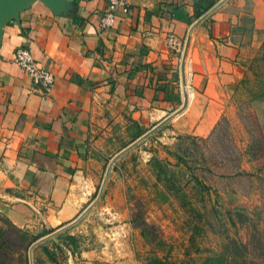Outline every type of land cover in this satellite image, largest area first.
Returning a JSON list of instances; mask_svg holds the SVG:
<instances>
[{
  "label": "crops",
  "instance_id": "1",
  "mask_svg": "<svg viewBox=\"0 0 264 264\" xmlns=\"http://www.w3.org/2000/svg\"><path fill=\"white\" fill-rule=\"evenodd\" d=\"M65 1L73 5V16H53L36 2L19 14L18 23L2 29L0 214L18 229L41 226L42 221L51 229L75 223L90 195L86 167L116 147L118 127L129 140L131 121L146 130L143 117L154 116L151 124L174 128L161 132L159 139L170 148L177 133L205 138L221 116L231 118L234 89L244 76L241 63L256 53L264 38L261 0H249V14L244 0H224L191 28L185 66L188 62L192 94L188 88L186 111L176 121L187 125L189 118L191 124L180 129L164 121L169 108L164 110L160 94L152 100L154 77L148 82L150 74L142 65L150 64L168 80L176 70L179 81L181 50L170 51L166 36L184 42L195 21L186 26L172 19V11L190 16L193 0H126L128 13H116L114 25L105 31L98 28L104 0ZM227 5L238 13L220 14ZM241 14L252 19V27H241ZM235 32L248 35V40L235 42ZM17 48L26 49L39 67L53 74L48 93L33 86L13 63ZM149 134L129 140L114 157ZM100 254L80 252L78 262L69 264H132L118 255L116 262L105 263Z\"/></svg>",
  "mask_w": 264,
  "mask_h": 264
},
{
  "label": "rangeland",
  "instance_id": "2",
  "mask_svg": "<svg viewBox=\"0 0 264 264\" xmlns=\"http://www.w3.org/2000/svg\"><path fill=\"white\" fill-rule=\"evenodd\" d=\"M250 9L251 6L248 12ZM226 12L238 13L228 5L222 8L220 14ZM240 17L241 27H252L251 18L242 14ZM232 37L239 43L248 40V35L238 32ZM181 44L182 51L183 42ZM259 52L260 47L251 58H245L241 63L244 76L234 89L232 117H220L227 120L229 132L222 143V155L228 157L227 149L232 144L235 146L239 157L237 173H233V162L228 158L211 170L203 168L199 160L195 163L188 161L193 167L191 173L197 179L195 181L190 173L175 166L174 160L166 154L167 149L173 150L176 141L171 149L161 144L163 140L159 141L161 132L174 130L171 124L159 128L150 123L154 116L145 115L143 121L147 131L144 134L150 131L147 137L114 157L116 151L119 153L131 144L118 127V143L115 148H110L111 152L106 151L108 157L103 156L88 163L89 179H86V184L90 195L75 223L67 228L63 225L52 229L51 233L34 241L24 251L19 249L18 243L10 250L0 251V264H69L72 260L78 262L76 258L80 252L93 250L100 254L101 248L105 253L100 254L99 258L106 260L105 263L116 262L114 257L118 255V259L129 263L145 264L146 259L153 255L164 257L167 254L169 263L180 264L187 261L183 260L185 250L190 255L199 256L219 253L230 241L238 247L242 245L240 250L247 258L246 264H264V156L251 160L247 154L252 136L261 147L259 154H264V99H251L252 94L264 90L259 82L264 79L263 68L254 63ZM185 68L189 75L188 84ZM184 76L185 83L181 85V90L188 97L189 90L192 94L188 62L184 67ZM178 86L180 88L179 81ZM191 99L192 96L189 101ZM176 110L167 113L169 118L166 123L171 121L175 126L180 125V129L189 128V118H186L187 125L176 122L186 110L172 115ZM178 135L190 134L177 133L175 138ZM205 147L214 150L210 143H206ZM150 157L169 163L168 168L175 173L176 181L187 193V198L173 199L169 196L166 201L159 198L157 191L160 186L156 184L147 164ZM102 183L99 198L96 199ZM140 221L154 227L163 246L154 247L140 237L136 226ZM9 224L12 223L0 214V230H8ZM21 230L33 237L40 235L44 228L36 224L34 228ZM57 235L76 238L77 257L69 255L61 246L60 250L56 248ZM2 237L0 234V240ZM190 238L193 239L191 244L188 242ZM46 252L51 253L53 261L46 256Z\"/></svg>",
  "mask_w": 264,
  "mask_h": 264
},
{
  "label": "trees",
  "instance_id": "3",
  "mask_svg": "<svg viewBox=\"0 0 264 264\" xmlns=\"http://www.w3.org/2000/svg\"><path fill=\"white\" fill-rule=\"evenodd\" d=\"M219 0H193L191 3V15L186 16L183 15V12L180 9H174L172 11V19L183 20L186 26H190L194 21L199 19L202 15L209 11ZM264 5V0H261ZM251 3L249 0H244V10L248 12ZM75 20V18H74ZM249 22L251 19H248ZM232 31L237 29L236 25L232 26ZM252 31L251 28L248 29V33ZM254 63L259 67L263 68L264 71V38L260 46V52L258 56L254 59ZM142 67L146 68V73L150 74L148 77V82L151 81L152 76L154 77V96L152 100H155L158 94L161 95V102L164 104V110L169 108V112L176 110L180 104V90L178 87V78L177 71L172 73L170 79L160 78L158 75V71L154 69L150 64L142 65ZM162 68V67H161ZM165 80V81H164ZM169 81V85H168ZM171 82V83H170ZM260 85L264 87V79L259 81ZM252 100L264 99V90L259 91L258 93H254L251 96ZM228 123L225 118H220L216 121L209 134L205 138H196L190 135H178L175 138V145L172 151L166 150V154L170 156L174 162L175 166H180L188 173L190 176L197 180L194 175L191 173L193 170L192 165L189 164L195 163L199 160L203 164V168H207V170H211V168H215L216 165H219L220 162H223L226 158L227 160L233 162L232 170L237 173L238 172V163L239 157L236 152L235 146L232 144L229 151L228 157L226 155L223 157L222 155V143L225 142L228 137ZM146 130H144L138 123L135 121H131L130 126L126 128V133L129 136V142L135 141L137 138L142 136ZM256 142V143H255ZM206 143H210L214 150H209L206 148ZM202 145V146H201ZM211 147V146H210ZM261 147L258 146L257 141H254L253 136L252 140H250V145L247 148V154L250 156L251 160H255L259 158V156H264L263 153L259 154ZM189 161V162H188ZM150 172L154 176L156 184L160 186V190L157 191L159 198L162 201H166L167 197H172L173 199H185L187 198V193L182 189V186L178 184L176 181L175 173L168 168L169 163L164 162L155 157H150L147 161ZM220 166V165H219ZM262 167L264 170V161L262 163ZM8 230L1 231L0 234L2 239L0 240V251L2 250H10L12 246H15V243L19 244V249L21 251L26 250L34 241L39 238L51 233L53 230L49 227L47 222L41 223L44 230L40 235L37 236H29L27 231L21 230L13 226L12 224L8 225ZM139 229L140 237L147 243L154 247L163 246L162 240L156 234V231L152 225L146 224L144 221H140L137 225ZM60 235V234H59ZM57 235V242L55 244L56 248L60 250V247H63L69 255L73 256L76 253V238L70 235ZM192 238L188 239V242L192 243ZM235 243L230 241L228 246H224L223 250L219 253H211L203 256L199 255H190L187 250L183 252V261L184 263L180 264H246L247 258L243 255ZM46 256L53 261V257H51V253L46 252ZM169 254V253H168ZM145 264H172L169 263L167 254L164 257H157L155 255L146 259Z\"/></svg>",
  "mask_w": 264,
  "mask_h": 264
},
{
  "label": "water",
  "instance_id": "4",
  "mask_svg": "<svg viewBox=\"0 0 264 264\" xmlns=\"http://www.w3.org/2000/svg\"><path fill=\"white\" fill-rule=\"evenodd\" d=\"M224 0H220L217 4H215L208 12L202 15L197 21H195L189 28L188 33L185 36L180 63H179V83L181 85L184 84V65L186 54L188 50L189 40H190V30L191 28L201 21L204 17H206L211 11H213L218 5H220ZM39 2L43 7H45L53 16H73L74 15V7L70 3L65 0H0V45L2 39V29L3 27L8 24L9 22L18 23L19 21V14L28 9L32 4ZM188 104V97L184 91L181 92V104L179 108L172 114L178 115L183 112ZM169 117H167L164 121H166ZM109 168V166H108ZM108 168L105 172L104 180L107 175ZM103 183L99 189V193L97 194V198H99V194L101 192V188ZM31 248L28 250V254L30 255Z\"/></svg>",
  "mask_w": 264,
  "mask_h": 264
},
{
  "label": "built area",
  "instance_id": "5",
  "mask_svg": "<svg viewBox=\"0 0 264 264\" xmlns=\"http://www.w3.org/2000/svg\"><path fill=\"white\" fill-rule=\"evenodd\" d=\"M104 2L106 4L105 10L98 21L100 31H105L114 25L116 13L122 15L128 13L126 0H104ZM166 40L170 51L179 52L181 50V43L174 36L167 35ZM12 61L27 76L33 86L38 87L44 94L50 91L54 82L53 74L39 67L26 49H15Z\"/></svg>",
  "mask_w": 264,
  "mask_h": 264
},
{
  "label": "bare ground",
  "instance_id": "6",
  "mask_svg": "<svg viewBox=\"0 0 264 264\" xmlns=\"http://www.w3.org/2000/svg\"><path fill=\"white\" fill-rule=\"evenodd\" d=\"M184 67H185V65H184ZM184 79H185V77H184ZM184 83H185V80H184ZM185 92V91H184ZM186 93V92H185Z\"/></svg>",
  "mask_w": 264,
  "mask_h": 264
}]
</instances>
